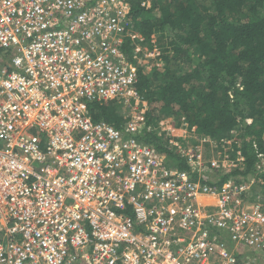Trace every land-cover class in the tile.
Returning a JSON list of instances; mask_svg holds the SVG:
<instances>
[{"label":"built area","instance_id":"1","mask_svg":"<svg viewBox=\"0 0 264 264\" xmlns=\"http://www.w3.org/2000/svg\"><path fill=\"white\" fill-rule=\"evenodd\" d=\"M133 22L128 0H0V264H264L254 180L211 178L242 163L232 142L197 138L228 144L203 162L160 119L182 170L140 140L138 67L158 52ZM110 101L121 128L91 118Z\"/></svg>","mask_w":264,"mask_h":264},{"label":"trees","instance_id":"2","mask_svg":"<svg viewBox=\"0 0 264 264\" xmlns=\"http://www.w3.org/2000/svg\"><path fill=\"white\" fill-rule=\"evenodd\" d=\"M128 3L139 44L158 52L154 61L159 66L146 59L151 70L138 67L135 88L146 103L140 140L165 153L175 167L188 170L163 134L153 129L160 119L182 117L189 132L215 141L235 135L232 148L240 152L242 164L220 172L215 187L243 183L251 176L260 188L253 194L264 199V171L257 167L264 163V0ZM124 51L132 55L127 45ZM89 112L93 121L115 128L124 122L113 101L92 103Z\"/></svg>","mask_w":264,"mask_h":264},{"label":"rangeland","instance_id":"3","mask_svg":"<svg viewBox=\"0 0 264 264\" xmlns=\"http://www.w3.org/2000/svg\"><path fill=\"white\" fill-rule=\"evenodd\" d=\"M150 2V1H149ZM154 56H155V54H154ZM147 64V60L145 61V65ZM153 64H156V62L153 60ZM144 65V70L146 71V72H148V71H150L151 70V66L150 65H146L145 66ZM156 65H158V63L156 64ZM159 66V65H158ZM119 107L121 108L122 107V103H120L119 104ZM144 109H146V108H143V110ZM164 120H169L170 121V124H171V128L173 129V131H172V134H173V138H175V140L176 141H178V142H176L175 140V144L176 143H178L179 145H180V143L179 142H181V141H183V138H182V132H187V135H189L190 136V138L189 139H187V141H188V144L187 145H185V147H184V149L186 150V152H192L191 150H193V149H190V148H193V147H195L194 149H197L198 151H200L201 153H202V161L204 162H207L208 160H211L212 158H215L222 150H223V147L225 148V149H227V145L228 144H224V146L222 147H220L219 149H221V150H218V151H215L216 149H214L212 146H210V145H208V146H205V143H202V144H200L199 142L197 143L196 142V139L197 138H200L198 135H196V134H194V133H191V132H189L188 131V129H187V127H186V125H185V123L183 122V119H182V117H175V118H173V116H168V117H165V118H163ZM180 129H181V132H180ZM236 134L238 133L237 131L235 132ZM178 136H179V138H178ZM162 137L163 138H165V140H166V143L169 141L166 137H165V133L162 135ZM178 138V139H177ZM234 138H235V135H231V137L230 138H228L229 139V141L230 142H233V140H234ZM235 141H237V145L238 146H240V142H239V140H235ZM172 147H173V145H172ZM175 147H173V149H174ZM180 148H182L183 149V146L182 145H180ZM181 149V150H182ZM173 151V150H172ZM219 152V153H218ZM218 153V154H217ZM241 164L242 163H237V167L236 168H238L239 166H241ZM235 169V167L232 169V170H234ZM229 170V169H228ZM231 170V171H232ZM219 174V173H218ZM217 174H214L213 176L211 175V178H213V180H218V178H217ZM251 191L253 192V193H256L257 191H260V188L258 187H255L254 185H253V187L251 188ZM252 193V194H253ZM258 194V193H257ZM258 195H261L260 193L258 194ZM263 196V195H262Z\"/></svg>","mask_w":264,"mask_h":264},{"label":"crops","instance_id":"4","mask_svg":"<svg viewBox=\"0 0 264 264\" xmlns=\"http://www.w3.org/2000/svg\"><path fill=\"white\" fill-rule=\"evenodd\" d=\"M250 180H253V179L251 178V176H248L247 181L243 182V183H248V181L250 182ZM201 198H205V197H201ZM202 201H203L202 203H207L208 201L210 202L211 200L210 199L209 200L208 199H203Z\"/></svg>","mask_w":264,"mask_h":264}]
</instances>
